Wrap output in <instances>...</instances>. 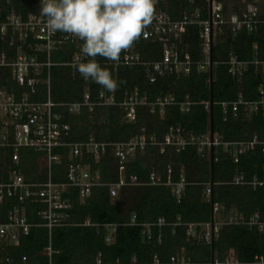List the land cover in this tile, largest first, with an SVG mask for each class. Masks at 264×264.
<instances>
[{
  "label": "trees",
  "instance_id": "trees-1",
  "mask_svg": "<svg viewBox=\"0 0 264 264\" xmlns=\"http://www.w3.org/2000/svg\"><path fill=\"white\" fill-rule=\"evenodd\" d=\"M223 4V12L238 13L247 4H256L254 0H216ZM258 7V23L255 29L248 32L244 28L232 31L229 26L222 25L215 30L212 43L213 60V136L220 144L213 147L212 177L210 186L209 152L200 156L195 148L187 147L179 153L170 148L159 153L153 146L139 151L126 164L124 177H134L138 185L121 187L114 198L108 195L105 186L91 189L89 198L84 203L74 200L67 225L51 229L50 236L41 226L32 227L28 235L21 239L18 246H2L0 258H8L18 264L25 257L28 264H152L153 258L165 264L169 259L184 253L193 264H210V237L207 225L210 217L209 199L212 197L214 223L217 225L213 236L214 264H224L229 252L236 258L237 264H260L255 258H261L264 264V231L247 225H228L225 220L236 213L244 217L257 215L264 220V187L252 188L249 184L235 185L234 175L243 174L245 182L254 176L260 177L264 167V155L261 146L238 156L233 163L230 148L223 144L249 142L253 138L264 142V113L257 112L245 115L241 111L235 117L222 121L221 102H232L236 95L242 99L254 101L258 99V90L264 91V77L253 73L251 68L240 80L232 79L227 74L226 61L232 54L239 61L253 58L264 61V0ZM15 11L25 17L32 10L33 0H10ZM173 18L177 19L181 12L197 10L200 19L205 20L206 3L204 0H165L160 6ZM183 46L189 54L192 68L186 77H168L149 84L144 70L139 66L120 67L115 72L106 66L102 69L111 73L117 81L114 90L116 101L122 100L123 93L137 89L145 93L148 100L159 94L172 93L176 101L185 97L192 104L189 112L181 113L176 106L165 109L162 117L150 115L143 111L137 114L134 122L124 120L123 112L116 106H93L91 110L83 108L78 114H65L63 121L68 124L66 141L78 143L89 137L99 142H123L136 135L144 128L149 135L154 133L161 140L169 127H181L195 134L208 131V111L204 103H208V72H197L195 63L202 60L201 42L198 38L197 26H188L182 37ZM144 61L157 60L160 47L149 41L137 40L132 45ZM73 47L70 48V53ZM69 52V51H68ZM69 53L58 52L52 56L54 63L65 62ZM98 62L105 59L96 57ZM0 72V88L4 86V78ZM51 99L55 102H76L81 100L85 85L65 66H53L50 69ZM90 96L95 101V94L102 86L88 80ZM105 90V89H103ZM106 91V90H105ZM42 98V97H39ZM44 98V97H43ZM7 162V156H0V167ZM35 154L21 151L18 169L26 180H40L37 174L43 168L37 162ZM64 161L51 169L54 182L64 181ZM98 170L103 183H113L118 179L117 168L113 160L108 158L93 167ZM170 171V180L176 183L180 177L185 187L179 202L172 197L167 186H149L148 175L158 172L162 178ZM209 185L210 195H203ZM35 207L27 206L28 222L37 223L33 215ZM135 217L136 225H128L130 218ZM162 219L164 224L157 225ZM115 224L114 241L104 242L102 225ZM187 224H195L194 237L185 234ZM143 225H148V236L142 235ZM159 237V238H158ZM50 244L54 253L47 257L41 251Z\"/></svg>",
  "mask_w": 264,
  "mask_h": 264
},
{
  "label": "built area",
  "instance_id": "built-area-1",
  "mask_svg": "<svg viewBox=\"0 0 264 264\" xmlns=\"http://www.w3.org/2000/svg\"><path fill=\"white\" fill-rule=\"evenodd\" d=\"M204 1L207 17L202 20L197 10L191 13L183 11L177 19H173L160 7L162 4L164 6L165 0H154L153 18L138 40L157 44L160 47L159 58L144 61L131 46L122 51L118 62L104 60L99 62L101 67L111 68L113 72L120 67H142L149 84L168 77H186L191 71L192 63L183 46L182 37L186 28L194 25L198 28L203 55L194 68L197 72H207L209 33L212 34L213 43L215 30L222 25L229 26L232 31L244 28L250 32L258 23L259 11L256 4L249 3L238 13L227 11L224 14L221 2L211 0L209 5L208 0ZM31 6V12L22 17L15 11L10 0H0V72L5 82L0 88V156H7V162L3 161L0 167V248L18 246L29 230L36 226L45 228L49 237L51 229L67 225L74 200L84 203L94 187H107L109 197L114 198L121 187L138 185L134 177L126 181L124 171L126 164L135 154L146 147H156L159 153H163L167 148L179 153L187 147H193L200 156H204L209 152L210 146L220 144L215 136L210 142L208 131L195 134L181 127H169L161 140H158L154 133L148 135L142 127L136 135L123 142H99L93 137L78 143L66 141L68 124L63 121L62 112L78 114L83 108L91 110L93 106H116L123 112L124 120L132 123L137 114L143 111L162 117L169 106H176L179 112L187 113L194 103L187 97L176 101L172 93L159 94L153 100H148L147 95L140 93L136 88L125 91L119 102L116 101L114 91L103 89L96 92L95 101L90 100L88 80H84L76 71L77 65L87 62L88 59L82 53V41L70 33H51L45 19L40 16L39 0H33ZM58 52L69 53L68 60L54 63L52 56ZM226 65L227 74L235 80H240L248 68L264 77V61L257 58L239 61L230 54ZM53 66L68 67L72 74L82 81L85 87L81 100L68 103L51 99L50 69ZM204 105L208 111V103ZM219 105L222 121L235 117L240 111L245 115L264 113V91L259 89L258 99L254 101L243 100L238 93L236 100L221 102ZM258 144L264 155V142H257L255 138L249 142L223 146L230 148L232 161L237 163L239 155ZM21 151L31 152L38 160L43 161V172H37L43 175L42 179L24 178L17 168ZM108 158L114 161L117 168L118 179L113 183H103L98 170L93 168ZM63 161L64 181L54 182L51 179V169ZM232 183L249 184L254 189L264 187V167L260 177L254 176L249 182H245L243 174L238 172L234 175ZM145 184L169 187L176 202H179L185 187L182 177L176 183L171 182L169 170L164 178L158 172H151ZM203 195L209 198V185L205 187ZM29 205L35 207L33 215L37 218V223L27 220L26 208ZM224 223L253 226L259 232L264 231V220H260L257 215L244 219L242 215L233 213ZM162 224L163 220L158 219L157 225ZM128 225H136L134 216L130 218ZM102 227L105 244L113 243L116 225L104 224ZM143 227L141 234L148 236V225ZM186 227V236L194 237L196 225L187 224ZM209 237V233L205 234L206 240ZM41 252L47 257L54 253L49 243ZM255 259L257 263H263L261 258ZM223 263L237 264L234 254L229 252ZM0 264L14 263L8 258H0ZM18 264L28 263L25 257H21ZM96 264L101 263L96 260ZM152 264L161 263L153 258ZM165 264L193 263L184 253H178Z\"/></svg>",
  "mask_w": 264,
  "mask_h": 264
},
{
  "label": "clouds",
  "instance_id": "clouds-1",
  "mask_svg": "<svg viewBox=\"0 0 264 264\" xmlns=\"http://www.w3.org/2000/svg\"><path fill=\"white\" fill-rule=\"evenodd\" d=\"M39 13L51 33L73 34L82 41L87 62L76 71L108 92L117 88L111 73L96 57L118 62L151 22L154 0H39Z\"/></svg>",
  "mask_w": 264,
  "mask_h": 264
},
{
  "label": "water",
  "instance_id": "water-1",
  "mask_svg": "<svg viewBox=\"0 0 264 264\" xmlns=\"http://www.w3.org/2000/svg\"><path fill=\"white\" fill-rule=\"evenodd\" d=\"M210 1L208 0V4L210 5ZM210 19V16H208ZM208 133L210 142L213 140V116H212V109H213V60H212V34L209 33V44H208ZM213 146L209 148V164H210V186L213 185V177H212V163H213ZM210 204V221H209V234H210V264H214V251H213V236H214V208H213V201L212 197L210 196L209 199Z\"/></svg>",
  "mask_w": 264,
  "mask_h": 264
},
{
  "label": "rangeland",
  "instance_id": "rangeland-1",
  "mask_svg": "<svg viewBox=\"0 0 264 264\" xmlns=\"http://www.w3.org/2000/svg\"><path fill=\"white\" fill-rule=\"evenodd\" d=\"M260 2H261L260 0H254V3H256V5H259ZM37 162L39 163L40 166L43 165V161H42V160H38ZM207 228H208V227H207Z\"/></svg>",
  "mask_w": 264,
  "mask_h": 264
},
{
  "label": "crops",
  "instance_id": "crops-1",
  "mask_svg": "<svg viewBox=\"0 0 264 264\" xmlns=\"http://www.w3.org/2000/svg\"><path fill=\"white\" fill-rule=\"evenodd\" d=\"M253 114H254V113H253ZM215 225H217V224H216V223H214V226H215ZM207 227H208V231H209V224L207 225Z\"/></svg>",
  "mask_w": 264,
  "mask_h": 264
}]
</instances>
